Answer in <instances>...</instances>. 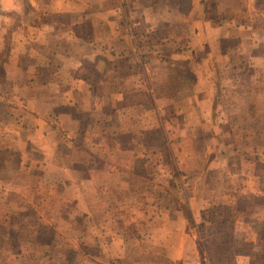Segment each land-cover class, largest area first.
Here are the masks:
<instances>
[{"label": "crops", "instance_id": "0c3cea01", "mask_svg": "<svg viewBox=\"0 0 264 264\" xmlns=\"http://www.w3.org/2000/svg\"><path fill=\"white\" fill-rule=\"evenodd\" d=\"M23 1L28 2L29 9L19 8ZM226 1L234 8L217 16L207 0H192L193 6L187 12L182 10L180 0H0V15L6 16L5 22L0 23V183L7 185V181L15 180V185L20 186L8 185L7 190L23 195L32 191L29 175L33 163L44 169L45 176L47 170H52L59 182L74 185L69 177L79 170L75 167L77 161L87 159L80 168L86 178L77 182L79 189L74 185V191L80 193L73 200L86 193L84 190L91 195L120 193L126 190L125 175L134 177L144 187L159 183L161 174L172 191L196 189L205 194L217 191L214 185L221 175L224 183L229 178H240L241 192L253 193L258 184L256 168L260 163L264 166V123L259 132L261 141L248 137L251 145L262 146L257 148L263 158L258 163L242 152L230 155L226 143L232 141L226 138L232 139L233 128L251 126L247 121L242 125L238 122L235 115L240 109L234 100L239 95L249 99L264 94V6L260 7L258 0ZM146 10L147 32L152 36L166 21L186 20L191 39L188 37L185 42L183 36L169 37L145 48L139 40L140 22L132 21L128 13ZM14 11L27 18L18 26L17 35H13L8 19ZM56 15L70 16V24L44 18ZM97 26H101L98 34L87 37L76 33L80 28L92 32ZM182 45L183 51L175 49ZM163 51L167 54H160ZM89 61L90 70L86 68ZM163 63L172 64L176 71L159 75L157 64ZM225 72L232 79L230 85L225 82ZM248 80L253 84L243 86ZM144 97H148L150 106ZM246 105L247 110L254 109L252 101ZM80 113L90 117L87 148L76 140L82 121ZM167 113L171 114L170 127L176 128L179 136L216 130L211 145L198 155L191 154L188 165L181 162L182 169L180 158L171 149L175 166L166 162L165 167L143 171L140 163L152 154L147 155L141 147L159 145L158 131L163 125L162 116ZM176 115L180 123H176ZM220 127L230 131H217ZM116 134L124 136L125 142L114 139ZM130 136L134 143L127 146L126 137ZM11 154L19 158L18 170L12 168ZM236 158L240 165L231 164ZM66 161L71 166L65 167ZM26 175L27 181L20 183V177ZM204 197L203 203L211 205V196H195L194 200ZM194 200L190 206L195 209L200 205ZM28 201L40 210V222L45 218L47 202L34 205ZM142 204L149 208L159 205L157 201ZM178 207L181 208L180 203ZM175 212L166 219H135L138 237L153 239L154 224L157 232L163 230L160 225L165 227L166 240L186 239L187 219L179 209ZM27 217L23 214L22 219ZM118 221L120 224L124 220ZM139 225L147 230L142 231ZM109 234L106 236L116 254L125 233L119 230ZM167 247L169 255L188 257L189 251L183 247L175 252L170 244ZM25 255L29 253L20 249L10 252L7 260L19 261Z\"/></svg>", "mask_w": 264, "mask_h": 264}, {"label": "rangeland", "instance_id": "374dc122", "mask_svg": "<svg viewBox=\"0 0 264 264\" xmlns=\"http://www.w3.org/2000/svg\"><path fill=\"white\" fill-rule=\"evenodd\" d=\"M180 2L182 10L185 12L193 6L192 0H180ZM207 2L209 6H214L212 9L217 16L234 8V5H230L226 0H207ZM257 2L260 7L264 6V0ZM240 4L244 5L243 2ZM24 7L30 8L28 2L23 1L19 6L20 9ZM148 12L149 10L128 13L132 21L140 22L139 40L142 39L145 48L148 49V44L161 42L169 37L180 38L183 36L185 42L188 37L191 39L186 20L184 22L166 21L159 33L152 36L147 32L148 23L145 17ZM4 15H0V23L5 22L6 16ZM24 18L20 11L11 12L8 16L9 24L12 25L14 31H12L13 35H17L18 26L22 25ZM44 18L45 20L53 18L61 24H70L71 22V17L67 15L45 16ZM100 29L101 26H97L94 28L95 31L84 32L80 28L76 33L89 37L90 34H98ZM11 38L13 40L14 36L11 35ZM183 45L180 46L181 48L175 47V49L183 51L185 48ZM160 54L167 53L163 51ZM176 54L179 56L178 53ZM157 67V73L163 76L176 71L172 64H157ZM86 68L90 70V61ZM227 72L224 73L225 82L230 85L232 79ZM251 84L253 83L248 80L243 86L248 87ZM143 99L150 106L148 97ZM234 101L239 105L240 112H236L235 116L238 115L236 118L240 125L247 121L251 126L233 128L234 131L231 132L233 140L226 138V141H232V143H226L227 151L230 155L242 152L249 160L253 159L254 163H258L261 156L257 148L261 145L258 147L251 145L248 137L261 141L262 135L259 132L262 131L260 127L264 123V94L251 96L249 99L239 95ZM248 101L253 102L254 109L252 111L247 110L246 103ZM170 116L171 114L168 113L166 116H162L163 125H160L158 131L159 145L156 148L141 147L147 155L152 154V157L150 156L148 160L140 163L143 171H154L160 165L165 167L166 162L174 164V161L171 160V149L177 154H175L177 159L180 158L178 162L182 169L181 162L183 165L185 162L188 165L192 160L191 154L198 155L202 149L206 150L207 146L211 145L210 141L216 130L196 131L195 134L193 133L194 136L189 137L179 136L176 128L172 130L170 127ZM178 117L176 115V123H180ZM80 118L82 121L80 128L76 130V140L82 147L87 148L88 143L86 142L90 138V117L85 113H80ZM217 131L228 132L230 128L220 127ZM113 138L123 140L124 136L116 134ZM132 138V136L126 137L127 146L134 143ZM123 141L125 142V139ZM186 155L187 159H184ZM10 159L12 168L18 170V166H20L18 156L11 154ZM86 160L77 161L75 167L76 169L78 167L79 170L69 177L70 181L75 183V189H79L80 185L78 184L86 178L80 169L83 168ZM235 160L231 161V164L240 165V160L237 158ZM25 162L27 163L28 160L26 159ZM69 162H64V166L70 165ZM95 162L100 163V160H95ZM86 163L89 165L90 160ZM258 166L256 168L258 184L253 193L241 192L239 186L243 182L240 178H229L226 179L228 182L224 183V178L221 175L217 176L219 184L214 185L217 191L214 193L209 191L207 194L196 189H190V192L186 191L185 193L172 191L170 186L162 180L161 174L158 176L159 183L153 182L148 186L144 185V187L134 177L125 175L124 177L127 178L126 190L120 193L112 191L106 194L91 195L90 191L84 190L86 193L83 192L84 194L73 200L72 197H76L80 193L74 191L73 184L64 180L59 182L52 170H47L45 176L44 169L36 168L32 163L30 169L32 172L29 175V184L33 185L32 191H26L23 195L7 190L8 185L14 188L20 186L15 185L18 184L15 180L14 182L7 181V185L0 183V259L2 260L0 264H22V262L25 264H264V166L261 163ZM27 176H21L20 183L24 179L27 181ZM178 181L181 180L178 179ZM37 185L38 190L36 189ZM224 188L225 190L222 191ZM225 195L227 197H223ZM195 196H211L210 198L213 200H211V205H206L203 203L205 197L202 200L201 198L194 200ZM192 198L197 201L199 207L194 209L190 206ZM28 200L34 205L38 201L47 202L45 218H41L40 222L38 219L40 210L33 207ZM149 201H157L160 206L149 208L142 204ZM179 203L181 208L178 207ZM178 209L187 219L186 239L166 240L163 233L165 227L160 225L163 230L159 229L161 232H157L154 224L152 226L153 239L138 237L139 230L134 227L135 219L144 217L149 219L156 216L166 219ZM23 214L28 215L27 219H22ZM118 218H123L124 221L119 224ZM111 219V223L107 225L106 223ZM139 227L142 231L147 230L142 229L140 225ZM119 230L125 233V239L119 246V251L114 254L112 241L109 243V236L106 234L111 235L109 233ZM168 244L174 247V252L176 249L178 251L182 247L185 248L186 251H189L188 257H180V254L175 253L169 255ZM114 247L117 248L118 245L115 244ZM20 249H25L29 255L19 257V261L11 258L12 262L10 263L7 260L10 252Z\"/></svg>", "mask_w": 264, "mask_h": 264}]
</instances>
